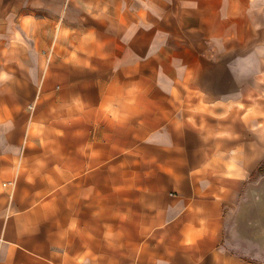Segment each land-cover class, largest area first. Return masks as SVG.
Returning <instances> with one entry per match:
<instances>
[{
	"label": "crops",
	"instance_id": "obj_1",
	"mask_svg": "<svg viewBox=\"0 0 264 264\" xmlns=\"http://www.w3.org/2000/svg\"><path fill=\"white\" fill-rule=\"evenodd\" d=\"M240 1L67 0L37 53L0 18V264L224 263L264 160Z\"/></svg>",
	"mask_w": 264,
	"mask_h": 264
},
{
	"label": "rangeland",
	"instance_id": "obj_2",
	"mask_svg": "<svg viewBox=\"0 0 264 264\" xmlns=\"http://www.w3.org/2000/svg\"><path fill=\"white\" fill-rule=\"evenodd\" d=\"M66 1L0 0V18H9L15 28L16 52L24 46V31L31 39L32 45L30 46L26 42V48H30L36 53L41 50L43 23L54 24L61 28L59 30L61 32L67 31L63 29L64 22L61 20L65 16ZM238 11L241 18L247 17L251 38L255 43L262 42L264 0H245V2L241 0ZM0 28H3V25H0ZM31 76L32 81L37 80L36 74H31ZM262 89L256 90L255 104L249 106L250 114L256 116L257 135L261 132V136H257V138L261 141L264 129V87ZM250 182V189H243L239 203L233 204L231 212L225 220L224 233L209 234V240H211V236H216L215 239L219 238L222 244V251L225 254L223 264H237L236 262L264 264V160L252 174Z\"/></svg>",
	"mask_w": 264,
	"mask_h": 264
}]
</instances>
